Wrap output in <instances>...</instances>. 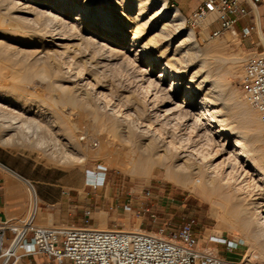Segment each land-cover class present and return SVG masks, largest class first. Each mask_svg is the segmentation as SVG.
Masks as SVG:
<instances>
[{"label": "rangeland", "instance_id": "rangeland-1", "mask_svg": "<svg viewBox=\"0 0 264 264\" xmlns=\"http://www.w3.org/2000/svg\"><path fill=\"white\" fill-rule=\"evenodd\" d=\"M192 1L195 2L196 0ZM78 5L81 8L82 1H80ZM93 6H95V3L91 4V7ZM166 6L168 10L178 7L176 0H166ZM121 9L122 7L117 8V13L120 12ZM179 10L181 13V19L179 21L182 22V31L179 33V36L171 39L169 50L173 52L175 45L187 37L186 33L190 29L194 31V41H191V44H195L200 49H203V54L201 53L199 58H209L212 54L205 53V48L210 46V44L212 45L221 41L219 44L223 46L224 51L222 50V52L218 54L214 53L210 59L215 61L218 68L215 70L213 76L226 84L225 92L232 94V101L247 102V105H242L239 108L230 105L228 111L232 112V115L227 116L226 125L228 127H236L241 117L240 113L248 110V107L251 112L257 114L256 119L261 123V125H259V127H261L257 130V133L259 132L260 134H256L255 144L257 143L256 146H259L258 149L260 152H254V156L263 165L264 170V121L260 118V115H258V111L246 100L244 89L241 85V77L245 65L249 57L254 54L245 43V34L242 28L226 29L221 35L212 37L210 32L213 25L209 24L210 20H206V22L204 21L200 23V25H192L186 22V18L194 10H192V12L190 10L189 13L184 12L180 8ZM35 11L36 12H22L17 10L16 7H12L8 2H0V90L8 88L12 75L19 72L22 74L23 72L26 73L29 68L43 69L49 74H47V78H42L43 75H39L37 72H32L26 77L21 76L19 84H23V86L27 85V88L22 87L13 91L14 93H11L13 96L8 93L0 92V171L8 175L9 178L7 182L12 185V190L10 193L7 191L6 194L8 202H14L11 204L13 207L17 204V200H22L23 202V206L20 209L14 208L12 211H8L7 218L16 220L18 218H25L32 213L33 221L37 224L58 225L60 227H65L67 225L98 227L100 225V212L105 211L107 212V226L109 228L126 227L130 230L141 228L153 233H160V220H158L157 223H155V221H150L148 215L149 208L153 206L155 207L158 219L159 217H170V215H172L171 221L174 224L173 226L181 222L180 219L182 214L185 218L189 214H192L201 220L205 217L213 219L214 223L208 227H204L202 236L199 237L201 247H206L205 240L211 232V229L220 228L227 236H229V233L236 234L246 240L248 244L247 253L244 259L239 261V263L247 262L248 259H250L255 264H264V256L259 257L260 254H251L255 249L253 248L254 250L252 251L251 241H249L251 238L247 237V234H245L243 230H235V228L230 225V221H223V219L221 221L209 213L211 207L210 200L214 198L218 202L219 212L222 214L225 213L228 216H233L232 219H234L238 206L237 202L240 200L237 194H241L243 196H248L247 200L250 203V206L248 205L250 213L253 219L256 220V209L254 207L255 202L259 199L258 196L255 195L256 192L260 191L258 186L252 188V184L241 193V191H237V187L240 186V183L242 184L244 182L242 180L245 173L242 172L241 175H238V173L240 174V172H238L235 174L237 176L236 179L233 177L231 179L228 174L231 169L230 167H242L240 166V160L230 158L232 142H224L222 137H218L214 141H207L205 136L199 135L206 132L205 129L199 131L197 135L193 132L191 133V137L196 139L198 143L197 147H200V150L207 151L206 154H210L204 157L202 152L191 149L189 151L194 152H191L193 153L191 154L192 156H189L187 163L180 165L183 163L184 158L181 159L179 153L173 150V153L171 152L172 154L162 155V164L151 166L156 168L153 169V174L149 176H144L142 173L130 175L115 168L118 167L117 165L107 162V160L109 161L111 158L110 156L117 153L118 149H112L113 154L104 151L97 152V147L104 138L112 142V144H116L117 147H122V143L124 144L128 141V139L122 135H116V139L115 136H113L114 133L111 128L113 123L111 122L115 120L118 123L115 118L117 116L120 118L121 116L124 117V113L127 110L123 105L124 103H122L123 101H119V97H116L118 93L124 90L131 93L137 92L141 96L143 95L141 88H139L138 83H136L139 82L136 76L140 74L138 72L141 68L148 64L149 58L155 54V51L153 50L152 52H147L145 55H141L134 47H129L128 39L132 37V32L128 30L126 38L119 46L114 44L111 46L115 48V50L117 48L116 54L119 55L118 53H120L119 60L124 62L123 65H120L122 63H119V61L106 68H95L90 64L87 58L88 55L85 56L86 58H83V56L77 52L78 46L66 48L59 47L52 53H46L45 50L47 48L54 49L56 46L51 43V38L46 36L43 32L44 30H42L45 24L44 19L46 21L45 16L43 17L42 14H39L40 12L36 9ZM53 11L55 13L59 12L57 8L53 9ZM137 12V6L135 5L131 8V13L136 15ZM75 15L76 11H63L59 14V17H62L63 20L66 19L64 21H67L69 27L71 26L69 31L72 33H76L79 30L78 22L74 19ZM146 18L147 17H145V19ZM85 23H90V21L86 20L83 25H85ZM160 27L159 25L150 35L155 36V34H158ZM230 30H234L235 32L232 33V40L226 43L224 37L226 32ZM72 41L76 42V39ZM91 47V49H93L94 46ZM73 54L75 55L72 56ZM177 55H179V53H177ZM76 61H78V63ZM165 61L166 59L163 57L158 60L155 69L150 73L152 79L157 76V73L162 64H165ZM171 68L179 70V64L173 63ZM193 71L194 68L189 66L186 75L190 76ZM6 77H9L7 78L9 82L4 81ZM36 83L38 85H35ZM143 83L146 84L144 81ZM181 83V88L177 91L172 103H167V105L161 108L162 116H164L163 114H165V108L167 106H173V102L178 101L188 87L191 86L193 88L194 86L193 84H188L187 78H183ZM76 84L83 88L86 96L82 93L78 94L77 91H75ZM166 84H168V81L163 82L161 87H165ZM62 85H64V88L61 87ZM161 87L158 93L160 96L158 98L165 99L167 97L163 94ZM65 93H70L75 98L72 104H67L64 101L63 97ZM202 94L203 91L199 90L196 97L201 98ZM150 96V99H154L155 91H153ZM160 99L155 100L157 106L160 103ZM218 101L219 100L213 101L212 106L220 108ZM60 105H62V107ZM67 108L71 111L70 116L71 118L73 117L72 119L77 125L75 128L76 135L73 136L69 143L66 138L62 137L63 135L59 130V128L66 127L64 118L67 120L69 117L64 111L65 109L67 110ZM187 108L189 110H195L196 106L187 105ZM8 111L13 114L15 113V116L17 114L19 123L21 122V118L27 115L37 120L39 126L33 125L29 120L30 124L29 121H27L28 123H23V125L21 124L19 128L20 131L17 129L15 133L13 128H8L7 126L11 124L10 119L12 118L7 116ZM225 112H227L226 109H224V113ZM114 114L117 116H113ZM113 117L115 118L113 119ZM171 119V124H175L177 121L176 117L175 119L174 117ZM193 121V119L189 120V124ZM12 124L16 123L12 122ZM189 130L190 128L186 130L187 133ZM138 133L139 132L136 131V135L134 136V138L136 137L135 139L140 137ZM60 138H63L61 140L62 143L60 140L58 141ZM65 143L67 147L65 152L67 154L60 151L61 146ZM74 150L75 153L77 152L76 155L81 158L82 163L80 161L76 163L68 160V156L71 158L74 155V153H71V151ZM129 151H131V148L126 151L121 161L123 166L124 164H126L125 166L130 165L134 162L135 157H138L137 154H142L141 151ZM94 154L95 156H93ZM98 165H102L103 167H96ZM80 167H86L87 170ZM167 167H172L174 170L172 175L167 172ZM207 167H221L220 169L217 168V170H219V172L225 171V174L229 170L226 174V177L228 175L229 179L224 177L222 185L216 189L217 191L210 192L209 187H207L208 191L205 190L202 192L199 187L201 183L194 182L195 176L201 177L202 179L205 178ZM244 167L249 166L245 165ZM90 170H97L98 173L102 174V178L99 181H96L94 178L90 179L88 174ZM188 170H190V173ZM258 172L260 173V169L255 172L256 175L253 176V182L264 184V174H259ZM186 173L187 175H191L193 180L192 177L189 176V178H191V181H189L190 179H187L188 176ZM10 177L12 180H10ZM179 178L187 179L188 182L185 184L186 186L176 183V179ZM28 187L34 191L36 196L33 209L31 208L32 202L28 195ZM80 188H83V190ZM249 190H251L250 193H248ZM251 195L254 196L251 197ZM186 196L190 197L189 199H191V201H194L192 202L193 205L188 203V200L185 199ZM182 200H184L183 203L181 202ZM86 212H88V216ZM142 216H144L143 222H141ZM153 219H155V217ZM168 233V230H164L162 234L166 235ZM206 233L208 234L207 236ZM204 238L206 239L202 241Z\"/></svg>", "mask_w": 264, "mask_h": 264}, {"label": "bare ground", "instance_id": "bare-ground-1", "mask_svg": "<svg viewBox=\"0 0 264 264\" xmlns=\"http://www.w3.org/2000/svg\"><path fill=\"white\" fill-rule=\"evenodd\" d=\"M80 1H82L81 8L78 5ZM0 2L1 3L8 2L9 4L12 5V7H16L17 10L22 12H32V11L36 12L35 11L36 9L37 11L40 12V13L38 12L39 14H42L43 17L45 16L46 21L44 19L45 24L43 22L44 29L42 28V30H44L43 32L45 33L46 36L51 38L50 39L51 43L56 46L54 49L47 48L45 50L46 53L49 52L52 53L56 51V48L59 47L66 48L70 46H78L77 52L80 53L83 56V58L88 55L87 58L89 59L90 64L93 67L106 68L107 66L120 61L119 60L120 53H118L119 55H117L116 54L117 48L115 50V48H112L111 46L113 44L119 46L121 42L126 38V34L128 30H131L132 32V37L128 39L129 47H134V49H136L141 55H145L147 52L150 51L152 52L154 50L155 54L149 58L148 64L146 66L143 67L141 66L142 68L138 72L140 74L139 75L137 74L138 76H136V79H138V81L140 82V83L139 82L136 83H138V87L141 88L143 95L141 96L137 92L131 93L125 90L118 93V96L116 95L117 96L116 98L119 97L118 98L119 101L120 100L123 101L122 103H124L123 105L124 107H126L127 110L125 111V113L123 112L124 117L121 116L120 118L117 115L116 117L115 114L113 115L116 117V118L113 117V119L115 118L118 121V123L115 120L111 122L113 123V125L115 124L114 126L113 125L111 126L112 131L114 133L113 136H115L116 139L117 138L116 135H122L126 137L128 141H126L124 144L121 142L122 147H117L116 144H112V142H110L109 140H105L104 138L98 145L97 152L104 151L107 153H112L113 151L112 149L114 148L118 149L117 153H115L113 156H110L111 158L108 157L110 159L109 161L107 160V162H111L112 164L117 165L118 167L115 168L130 175H136L137 173H142L144 176H149L153 174V169L156 168L151 166L162 164L163 163L161 159L162 155H168L173 150L179 153L181 159L184 158L183 163L180 165H184V163H187L189 156H192L191 154H193L194 152L189 151L191 149L196 150L198 152H202L204 157L205 156L207 157L208 154L210 153L206 154L207 151L205 152L204 150H200V147H197L198 143L196 139L191 137V133L193 132H195V135H197L199 131L205 129L206 132H204L202 135L201 134L199 135L205 136L207 141H214L218 137H222L224 142L226 141H228L229 143L232 142L230 158L240 160L241 163L240 166L242 167L233 166L230 167L231 168L230 171L228 170L229 172L228 171L227 172L231 179L232 177L236 179L237 176L235 174H237L238 172H240V174L238 173V175H241L242 172L245 173V175L243 176L244 178L242 180L244 182L242 184L240 183V186L237 187V191H241V193L243 192V190L245 191L252 184H253V186H251L252 188L258 186V189L260 191L256 192L255 195H257L259 199H257V201L255 202V207L253 206L256 209V220L253 219V216L250 213V208H249L250 203L247 200L248 196H243L241 194L239 195L237 194V197L240 200H238L237 202L238 206L236 209V213L234 215L235 216L234 219H232L233 216L230 215L228 216L225 213L222 214L221 212H219L218 202L214 198H211L210 200L211 207L209 213L213 217L221 221L222 219L223 221L224 220L230 221L231 222L230 225L233 228H235V230L236 229L243 230L244 233L247 234V237L251 238V240L249 241H251L250 243L252 245V251L255 249L254 252L251 254L252 255L260 254L261 256L259 255V257L264 256V184L263 183L257 184L256 182L255 183L253 182L254 180L253 176L256 175L255 172H257L258 169H260V173L258 172L259 174H264L263 165L254 156V152H260L258 149L259 146L258 147L256 146L257 143L255 144V141L257 137L256 134L258 135L259 133V132L257 133V130L258 128L261 127V126L259 127L261 123L256 119L257 114L255 112H251V110H249L248 107L247 108L248 110L240 113L241 117L236 127H228L226 125L227 116L232 115V112L228 111L230 105L231 106L234 105L239 108L242 105H247V102L232 101L233 100L232 94L229 92H225L226 84L213 76L215 70L218 68L216 66L215 61L210 59L214 53L218 54L222 52L223 46L219 44L221 41L219 43H215L212 45L210 44V46L205 48L206 49L204 50L205 53L212 54L209 58L207 57L199 58L203 49H200L195 44H191V41H194L193 40L194 31L193 29H190L186 33L187 37L181 40L177 45H175L173 52L169 50L171 39L179 36V33L182 31L181 30L182 22L179 21L181 19V13L179 8L175 7L172 10H168L166 6V0H0ZM94 3L95 6L91 7V4ZM135 5L137 6V10H138L136 15L131 13V8L134 7ZM119 7H122V9L120 12L117 13V8ZM55 8L59 10L58 12L59 14L60 12L63 11L64 12L76 11V15L74 19L78 22V26H79L78 32L72 33L71 31H69V29H71L70 28L71 26L69 27L67 21L66 22L64 21L66 19L63 20L62 17H59L58 13H55L53 11V9ZM145 17L147 18L145 19ZM86 20H89L90 23H85V25H83V23ZM159 25L161 27L160 30L158 31V34H155V36H151L150 35L151 32L157 29ZM234 32H235L234 30H230L226 32L224 37L226 43L232 40V33ZM75 39L76 42H73L72 40ZM91 46H94L95 48L93 47V49H91L92 48ZM177 53H179V55H177ZM74 55L75 54H73L72 56ZM162 57L166 59L165 64H162L159 72L157 73V76L154 79H152L150 73L155 69L156 65L158 64V60L161 59ZM76 62L78 63V61ZM119 63H122L120 65L124 64L123 61L122 62L120 61ZM173 63L179 64V70H174L171 68V65ZM189 66L193 67L194 71L190 74V76L189 75L187 76L186 71ZM32 72L34 73L37 72L39 75L40 74L43 75L42 78L43 77L47 78V76L49 75L43 69L29 68L26 73L23 72L22 74L19 72L16 73L15 75H12V77H10V82L7 80V78L9 77H6L4 81L9 82L8 88L2 89L0 90V92L8 93L9 95L13 96L11 94L13 91H16L22 87L27 88V85L23 86V84H19V81L21 80L20 77L29 76ZM183 78H187L188 84L194 85L193 88L191 86L188 87L185 90V92L180 96V99L178 101L173 102L174 103L173 106H167L165 108L166 112L165 114H163L164 116H162L161 108L167 105V103H172L177 91L181 88V84H182L181 82ZM143 81L146 82V84H144ZM165 81H168V84H166V86L162 88L161 86ZM35 85L38 84L36 83ZM76 85L77 86L75 88V91H77L78 94L82 93L83 95H85L83 88L81 86H78V84ZM33 87L35 88L34 85ZM61 87L64 88V85H62ZM160 87L161 90H163V94L167 98L165 99L158 98L160 96V94H158ZM199 90L203 91L201 98L196 97V94ZM153 91H155V98L150 99L151 97L150 94H152ZM63 99L67 104H72L75 98L70 93L69 94L65 93ZM159 99H160V103H159L160 105L158 104L157 106L155 100H159ZM216 100H219L218 105H220V108H216L212 106V102ZM187 105H194L196 106V108L195 110H189L187 108ZM60 106L62 107V105ZM224 109H226L227 112L224 113ZM64 112L68 115L69 118L67 120L64 118L66 127L59 128V130L63 135L62 137L66 138V140L69 143V141L73 138V136L76 135L75 128L77 125L75 124V121H73L72 119L73 117L71 118L70 116L71 111L67 108V110L65 109ZM171 114H175V115H171ZM7 116L12 118L10 119L11 124L9 125L6 124V125L8 126V128H13L15 130V133L17 129L19 130L21 124L23 125V123H28L27 121L29 120L33 125L39 126L37 120H35L33 117H28L27 115L21 118L20 123L18 122L19 117L17 116V114L15 116V113L13 114L8 111ZM173 117L174 119L175 117L177 119L175 124H171L172 121L171 118ZM191 119H193L194 121L189 124V120ZM12 122L16 124H12ZM188 128H190V130L187 133L186 130ZM136 131L139 132L138 134L140 136L137 139H135L136 137L134 138V136L136 135ZM62 139L60 138L58 139V141L60 140L61 142ZM129 148H131V151L129 152L141 151L142 154H137L138 157L136 156L134 162L131 163L130 165L125 166L126 164H124L123 166V164H121V161L123 160L125 153ZM65 149H67L66 143L61 146L60 151L64 153L66 151ZM71 153L72 154L74 153V155L71 158L67 155L69 158L68 160H70V162L78 163L79 161L80 162L82 161L81 158L76 155L77 152L75 153V150L71 151ZM93 156H95V154ZM245 165H248L249 167H244ZM80 168H83L84 170L86 169V167H80ZM217 168L220 169L221 167H207L204 179L198 176L194 177L195 183L197 182L201 183L199 187L201 188L202 192L207 190V187H209L210 192L211 191L213 192L218 187H221L224 177L229 179L228 175L226 177L227 172L226 174L224 173L225 171L219 172ZM190 170H188L189 173ZM173 171L174 170L172 169V167H167V172L170 175L174 173ZM88 174L90 179L94 178L96 181L102 178L100 176L102 174L98 173L97 170H90ZM187 176H188L187 179H190L189 181H191V178H189V176L191 175H187ZM187 179L185 178L176 179V183L180 185L182 184L185 185L188 182ZM6 186H7V190L10 192L12 190V185L9 182H7ZM28 189H29L28 190L29 199L32 202L31 208L33 209L34 207L33 204L35 203L34 201L36 199L35 198L36 196L34 191L30 187H28ZM80 189L83 190V188ZM250 191L251 190H249L248 193H250ZM253 196L251 195V197ZM99 218H100V225L96 228L108 229L109 227L107 226V212L101 211ZM126 229L130 230L128 228ZM136 230H139V228ZM207 235L208 234H206V236ZM238 264H255V263H253L250 259H248L247 262L238 263Z\"/></svg>", "mask_w": 264, "mask_h": 264}, {"label": "built area", "instance_id": "built-area-1", "mask_svg": "<svg viewBox=\"0 0 264 264\" xmlns=\"http://www.w3.org/2000/svg\"><path fill=\"white\" fill-rule=\"evenodd\" d=\"M260 0H203L186 18L192 25L210 20L211 36L245 18H257ZM212 17V18H210ZM245 35L258 33L257 21L242 27ZM260 52L249 57L241 77L245 98L264 121V39ZM93 167V166H92ZM96 167H103L98 165ZM102 177V175H100ZM99 181V179L97 180ZM88 212H86V215ZM88 216V215H87ZM194 217L184 221L177 231L163 235L147 230L125 228L98 229L88 225H43L25 218L0 219V264H18L24 255L36 254L40 262L31 264H238L223 255L200 246L193 234ZM208 242H219L227 249L240 239L211 229ZM248 246V244L246 243Z\"/></svg>", "mask_w": 264, "mask_h": 264}, {"label": "crops", "instance_id": "crops-1", "mask_svg": "<svg viewBox=\"0 0 264 264\" xmlns=\"http://www.w3.org/2000/svg\"><path fill=\"white\" fill-rule=\"evenodd\" d=\"M202 1L203 0H196L195 2L192 0H176V3L181 10L189 13L190 10H191V12H192V10H195L200 5V3ZM252 21H257L259 31H258V33L253 31L250 34L245 35L244 39H245V43L249 46L250 51L253 53H256V52H260L262 50V45L259 42V35H260L261 40L264 39V0H260L259 14H258L257 18H251L249 16L245 17V18L239 20L235 24V28L240 29L243 26L250 24ZM10 180H11V177H10ZM7 181H8V175L5 172L0 171V218L1 219L7 218V212L8 211H10V210L12 211L14 208L20 209L23 206L22 200H17V202H16L17 204L15 205V207L11 206V204H13L14 202H8L7 196H6L7 191H8L7 186H6ZM189 198L190 197H188V196L185 197V199L188 200V203L193 205L192 202H194V201H191V199H189ZM181 202L183 203L184 200H182ZM148 215L150 217V221H155V223H157V221L160 220L159 221L160 222V228L164 229V230H168L169 232L170 231H172V232L177 231L181 227V225L184 221H186L188 218L194 217L196 219V223L193 225L192 230H193V234L196 237H201L202 232H203V228L208 227L209 225H212L214 223L213 219H211V218L209 219V218L205 217L203 220H201L200 218H198L192 214H189L185 218L184 215L182 214V217L180 219L181 222L178 224H175L176 226H173L174 224L171 221L172 215H170V217L169 216H165V217H161V218L159 217V219H158V216H156L155 207H153V206L149 208ZM154 217H155V219H153ZM143 220H144V216H142L141 222H143ZM216 230H220V228H217ZM229 237L232 239H233V237L240 239L237 246L232 248V249H227L226 245L223 243L208 242V240L206 238L202 239V241H204L206 239L205 240V244H206L205 248H208L209 250H211L213 252H216V253L223 255L228 260L239 262V261L244 259L245 255L247 253L246 240L241 238L239 235H236V234H230L229 233ZM40 261H41L40 256H38L36 254H30V255H24L18 264H31V263L40 262ZM62 264H68V263H62Z\"/></svg>", "mask_w": 264, "mask_h": 264}]
</instances>
